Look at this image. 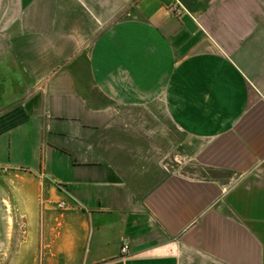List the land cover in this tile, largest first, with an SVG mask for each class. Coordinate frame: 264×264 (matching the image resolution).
Listing matches in <instances>:
<instances>
[{
    "label": "crops",
    "instance_id": "1",
    "mask_svg": "<svg viewBox=\"0 0 264 264\" xmlns=\"http://www.w3.org/2000/svg\"><path fill=\"white\" fill-rule=\"evenodd\" d=\"M156 97L223 176L124 175L123 107ZM0 166L16 257L60 208L87 264H264V0H0Z\"/></svg>",
    "mask_w": 264,
    "mask_h": 264
},
{
    "label": "rangeland",
    "instance_id": "2",
    "mask_svg": "<svg viewBox=\"0 0 264 264\" xmlns=\"http://www.w3.org/2000/svg\"><path fill=\"white\" fill-rule=\"evenodd\" d=\"M77 61H82V58ZM163 101L156 97L145 102L144 106L123 107L127 130L122 135L124 143L120 158L124 175L139 189L173 172L199 177L223 176V173L202 170L194 157L196 141L188 142L184 132L177 129ZM64 212L55 208L40 215L38 246L32 257H16L21 253L27 227L10 210L6 215H0V264H87L84 257H72L59 247L69 239L66 237L69 231L61 228L59 223L81 222L78 216L65 217ZM181 264L217 263L193 255L181 260Z\"/></svg>",
    "mask_w": 264,
    "mask_h": 264
},
{
    "label": "built area",
    "instance_id": "3",
    "mask_svg": "<svg viewBox=\"0 0 264 264\" xmlns=\"http://www.w3.org/2000/svg\"><path fill=\"white\" fill-rule=\"evenodd\" d=\"M171 10H172V12H173L174 14H176V15H181L182 12L185 10V8H184L182 5H180V2H178L177 4H175L174 6L171 7ZM1 171H2V167L0 166V173H1ZM63 205H64V203H60V204H59V206H61V207H62ZM121 249H122V252H126V251L128 250V245H127V243H124V244L122 245Z\"/></svg>",
    "mask_w": 264,
    "mask_h": 264
}]
</instances>
